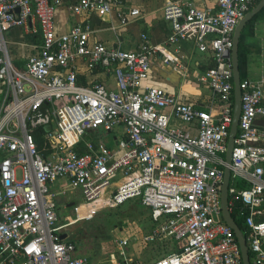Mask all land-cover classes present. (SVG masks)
Masks as SVG:
<instances>
[{
    "label": "built area",
    "instance_id": "obj_1",
    "mask_svg": "<svg viewBox=\"0 0 264 264\" xmlns=\"http://www.w3.org/2000/svg\"><path fill=\"white\" fill-rule=\"evenodd\" d=\"M259 1L216 0L211 10L163 0L162 19L169 25L164 42H191L211 58L195 77L210 93L207 108L198 109L162 89L141 88L159 52L145 33L134 51H123L93 40L87 21L56 34V1L0 0V264H89L60 240L61 233L133 200L149 210L152 226L144 240L178 246L152 264H241L238 244L221 219L219 190L233 109V30ZM119 4L76 0L70 10L83 17L113 13L116 25L107 29L114 33L138 15ZM14 27L38 38L19 70L3 41ZM77 63L108 74L114 88L78 84ZM239 91L226 208L229 214L236 209L241 221L249 264H264V85L245 79ZM116 130L121 134L112 145L92 137ZM57 180L76 194L61 221L49 189ZM116 245L119 258L112 264H133L122 251L126 240Z\"/></svg>",
    "mask_w": 264,
    "mask_h": 264
},
{
    "label": "crops",
    "instance_id": "obj_2",
    "mask_svg": "<svg viewBox=\"0 0 264 264\" xmlns=\"http://www.w3.org/2000/svg\"><path fill=\"white\" fill-rule=\"evenodd\" d=\"M50 1H56L53 17V26L56 34H63L71 27L81 24L83 21H87L94 28L93 40L102 42L106 47L117 46L123 51H134L137 46L139 35L145 33L150 43L157 47L159 52L151 58L148 76L142 83L141 88H159L168 94L176 96L181 103L192 105L198 109L207 108L210 100V93L203 85L195 81V77L211 66L210 55L209 53H199L194 45L188 41H177L174 44L164 42L169 33V25L162 19L161 6L163 0H120L119 5L121 8L136 9L138 15L130 18L127 25L117 28L114 33L107 29L109 24L116 25L113 13H109L102 18L94 14L88 17L77 16L72 14L70 10V6L76 0ZM188 1L191 2L195 8L211 10L214 9L216 3V0ZM32 27L35 29L36 23L33 22ZM3 41L7 56L13 67L17 70L21 69L26 59L34 53L38 45L36 34L20 27H14L5 33ZM89 44H91V41ZM244 44L247 51L245 56V78L249 80L251 79L248 78L247 75L249 66L255 65L254 62L256 58L262 57L264 52V19H259L253 23L251 35L245 38ZM165 59L169 61L165 62ZM76 67V79L78 84L85 86L89 83L97 82L107 89L114 88L113 80L108 74L100 70L88 72L82 63H77ZM181 128L184 129L185 127L181 126ZM98 132L99 131H95L92 137L103 143L97 138ZM120 134L121 131L116 130L113 136L109 135V141L106 140L104 144L112 145L113 138L118 139ZM49 189L56 195L53 197V201L56 205L58 218L61 221V218L69 215L67 209L69 208L70 202L76 199V194L72 195V192L66 188L63 180L53 182L49 185ZM63 189H66V194L65 196H60L59 192ZM60 210L62 211L60 212ZM151 226L152 223L150 221V229ZM130 228L131 233L137 232L136 226ZM127 230L123 229L119 234L113 236L114 239L108 243L110 249H107L106 252L102 244L99 256H96L92 260H87L88 263L112 264L114 259H118L116 244L120 240H126L127 242V238H125V235L128 233ZM140 235L139 233L138 237H140ZM71 239L72 238H67L66 236L65 241H70ZM169 243L174 245L172 242ZM129 247H131V249H129ZM122 251L126 259L133 264H148L146 262V255L142 253L140 245H129L127 243ZM75 255L80 258L86 257L84 254L77 252L76 249Z\"/></svg>",
    "mask_w": 264,
    "mask_h": 264
},
{
    "label": "rangeland",
    "instance_id": "obj_3",
    "mask_svg": "<svg viewBox=\"0 0 264 264\" xmlns=\"http://www.w3.org/2000/svg\"><path fill=\"white\" fill-rule=\"evenodd\" d=\"M254 64L249 66L248 78H251L249 80L252 82L264 85V52L262 57L256 58ZM109 137V134L105 132H98L97 138L103 143L106 140L109 141ZM82 210L83 208L80 209V211ZM70 211L71 209L68 208L67 213L70 214ZM134 226H136L137 232L131 233L130 227ZM149 226V210L137 204L135 200L128 201L117 208L101 209L89 221L79 222L71 226L69 229L72 230L73 236L70 242L77 252L86 256L84 257L86 260H92L99 256L102 244L106 252L107 249H110L108 243L114 239L113 236L119 234L123 229H128V233L125 235L126 244L140 245L142 253L146 255V262L152 264L151 262H154L155 259L176 250L178 246L169 242L161 244L157 241H145L144 237L149 232ZM139 233L141 234L140 237H138ZM66 236L70 238L69 232L66 233Z\"/></svg>",
    "mask_w": 264,
    "mask_h": 264
},
{
    "label": "water",
    "instance_id": "obj_4",
    "mask_svg": "<svg viewBox=\"0 0 264 264\" xmlns=\"http://www.w3.org/2000/svg\"><path fill=\"white\" fill-rule=\"evenodd\" d=\"M264 6V0H260L256 3L237 23L233 30L232 35V48L230 50L229 58H230V67H231V78H232V99H233V109H232V117L231 124L229 127L225 152L223 155V160L225 163V167L223 168V177L219 190V202H220V215L222 221L231 229L234 238L238 244L241 264H249L247 249L245 246V241L242 236L240 229L236 226L230 214L227 211L226 203H227V187L229 184V169L228 165L230 162V153L233 144V139L236 132L237 118L239 115L240 108V91H239V72H238V64H237V50H238V40L241 34V31L245 24ZM44 131H49V126L43 127ZM60 240L64 241L66 239V234L60 235ZM264 249V244L262 245Z\"/></svg>",
    "mask_w": 264,
    "mask_h": 264
},
{
    "label": "trees",
    "instance_id": "obj_5",
    "mask_svg": "<svg viewBox=\"0 0 264 264\" xmlns=\"http://www.w3.org/2000/svg\"><path fill=\"white\" fill-rule=\"evenodd\" d=\"M259 19H264V6L245 24L239 36L238 50H237V64H238V72H239L240 81L246 79L245 78V56H246L247 51L245 49L244 40L247 36L251 35L253 23ZM93 71H96V70H92L91 72ZM38 133L35 134V143H36L37 148H40L42 146V140L40 139V136ZM137 204L139 203L137 202ZM236 207H237V204H235V208ZM230 215H231V218H233L236 226L240 230H242L243 226L241 224V221L236 216V209H234ZM67 242L71 243L70 241H67Z\"/></svg>",
    "mask_w": 264,
    "mask_h": 264
},
{
    "label": "flooded vegetation",
    "instance_id": "obj_6",
    "mask_svg": "<svg viewBox=\"0 0 264 264\" xmlns=\"http://www.w3.org/2000/svg\"><path fill=\"white\" fill-rule=\"evenodd\" d=\"M70 228V227H69ZM69 228H67L65 231H63L61 234H66V233H68L69 232V235H70V238H72V236H73V232H72V230H70Z\"/></svg>",
    "mask_w": 264,
    "mask_h": 264
}]
</instances>
